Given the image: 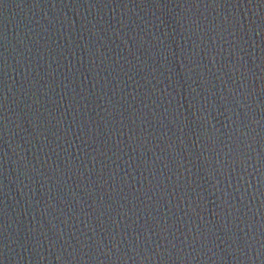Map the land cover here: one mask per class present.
Masks as SVG:
<instances>
[{
  "label": "water",
  "instance_id": "water-1",
  "mask_svg": "<svg viewBox=\"0 0 264 264\" xmlns=\"http://www.w3.org/2000/svg\"><path fill=\"white\" fill-rule=\"evenodd\" d=\"M0 264H264V0H0Z\"/></svg>",
  "mask_w": 264,
  "mask_h": 264
}]
</instances>
